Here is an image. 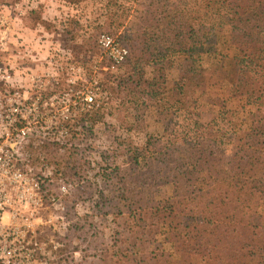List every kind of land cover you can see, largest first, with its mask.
<instances>
[{"label":"rangeland","instance_id":"1","mask_svg":"<svg viewBox=\"0 0 264 264\" xmlns=\"http://www.w3.org/2000/svg\"><path fill=\"white\" fill-rule=\"evenodd\" d=\"M103 1L0 0V43L5 44L0 60L16 71L24 88L29 87L37 95H50L54 110L64 105L62 101L67 108L64 119L68 124L67 136L59 141L52 138L56 124V119H51L53 113L47 111V118L40 117L37 110L35 136L32 135L28 148L34 159L30 165L36 172H42V165L47 164L52 167L53 178L56 177L52 194L57 200L42 212V225L34 234L45 249V254H38V264H117L118 248L133 236L131 223L118 210L124 212L133 192H142L136 200L149 196V193L143 194L148 177L144 163L148 160L143 158L142 149L148 144L151 148L156 146L168 120L171 122L167 123L166 132L170 135L188 119L216 129L232 111L253 108L252 105L242 107V102L220 87L223 72L231 66L229 37L222 58L213 61L202 55L203 79L181 110L179 105L170 111L150 107L145 89L138 99L130 102L120 88L130 72L133 79L136 75L127 57L130 49L119 36L123 31L132 30L133 25L130 22L125 28V24L110 28L104 24ZM124 13L129 14L128 10ZM103 37L111 41L113 48L101 44ZM116 50L125 51L118 63L114 59ZM171 60L164 74L167 87L177 81L185 68L179 56H172ZM29 76L34 79L30 80ZM143 76L144 79L152 76L150 67L143 69ZM91 98L104 115L97 119L92 131L86 132L75 121L83 108L87 110ZM69 148L77 150L74 158L78 160V173L68 170L64 174L68 179L67 191L60 193L58 173H64L66 162L73 160L67 151ZM134 153L140 154L135 165L131 161ZM251 183L256 188L258 212L264 224V163L261 175ZM150 191L155 199H163L170 195L171 187L157 183ZM153 227L148 225L137 230L143 238L132 249L135 255L145 260L169 258L202 264L198 254L183 252L177 245L163 241ZM251 232L257 235L258 229Z\"/></svg>","mask_w":264,"mask_h":264},{"label":"trees","instance_id":"2","mask_svg":"<svg viewBox=\"0 0 264 264\" xmlns=\"http://www.w3.org/2000/svg\"><path fill=\"white\" fill-rule=\"evenodd\" d=\"M103 2L104 24L110 28L133 25L119 36L130 49L127 57L136 75L133 79L130 72L120 88L130 102L145 89L150 107L170 111L179 105L181 110L203 79L202 55L213 61L222 58L229 37L231 66L223 72L220 87L242 102V107L253 106L251 110L232 111L216 129L188 119L170 135L166 132L168 120L156 146L148 144L142 149L143 158L148 160L144 163L148 177L143 194L149 196L136 200L142 192H133L124 212L118 210L131 223L133 236L118 248L117 264H190L135 255L132 249L143 238L137 230L148 225L159 231L163 241L198 254L202 264H264V224L251 183L261 175L264 163V0ZM175 55L182 58L185 68L167 87L164 74ZM145 67H150L152 75L146 79ZM95 104L92 98L75 121L86 132L104 115ZM67 151L73 160L67 161V171L61 172L64 183H68L64 176L68 170L78 173L77 150ZM139 155L131 156L133 165ZM53 179L56 177L51 178L50 192ZM157 183L169 184L170 195L155 199L150 190ZM255 228L257 235L251 232Z\"/></svg>","mask_w":264,"mask_h":264},{"label":"built area","instance_id":"3","mask_svg":"<svg viewBox=\"0 0 264 264\" xmlns=\"http://www.w3.org/2000/svg\"><path fill=\"white\" fill-rule=\"evenodd\" d=\"M102 39L103 46L113 48L108 38ZM4 47L0 43V58ZM124 56V50H116L114 59L118 63ZM7 66L0 62V264H38V254H45V249L34 234L42 225V212L57 199L48 188L52 167L43 164L44 170L36 172L30 165L34 159L28 148L32 135L35 136L37 110L40 117L47 118V111L53 113L51 119H56V124L52 138L59 141L67 136V108L62 101L64 105L54 110L50 95H37L29 87L24 88L16 71ZM62 181L59 178L58 189L65 193L67 187Z\"/></svg>","mask_w":264,"mask_h":264}]
</instances>
